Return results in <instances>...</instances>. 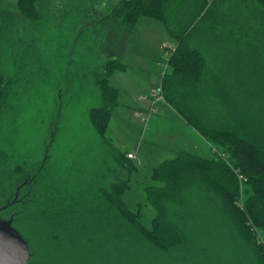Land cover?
Returning a JSON list of instances; mask_svg holds the SVG:
<instances>
[{
	"label": "trees",
	"instance_id": "16d2710c",
	"mask_svg": "<svg viewBox=\"0 0 264 264\" xmlns=\"http://www.w3.org/2000/svg\"><path fill=\"white\" fill-rule=\"evenodd\" d=\"M104 1L106 14L99 22L114 32L116 42L106 47L111 56L116 51L110 48L123 43L141 18L163 24L174 41L164 48L163 99L210 144L212 154L182 151L153 168L154 184L144 188L146 200L140 204L156 212L150 226L143 223L142 209L132 210L125 200L129 177L110 187L99 184L96 192L78 191L70 200L61 192L46 198L36 186L42 166L31 172L33 184L19 198L15 189L27 174L21 166L8 171L17 184L13 180L0 189L6 195L0 218L13 219L27 240L30 264H203L202 256L213 264L215 253L218 259L227 252L222 240L229 233L250 264H264V0ZM85 4L76 5L85 11ZM74 8L66 6L61 18L74 16ZM16 10L12 22L29 32L34 27L24 20L39 23L44 17L38 0H18ZM5 19L0 31L7 37L13 25ZM34 37L21 42L27 47L23 52L31 51ZM26 58L35 62L34 56ZM125 69L115 57L96 71L102 105L89 110L95 131L112 147L106 135L119 92L110 78ZM6 88L0 67V111ZM116 153L118 166L127 169L126 152ZM4 155L0 149V166Z\"/></svg>",
	"mask_w": 264,
	"mask_h": 264
},
{
	"label": "rangeland",
	"instance_id": "374dc122",
	"mask_svg": "<svg viewBox=\"0 0 264 264\" xmlns=\"http://www.w3.org/2000/svg\"><path fill=\"white\" fill-rule=\"evenodd\" d=\"M118 1L114 0V3ZM16 2L0 0L1 11L16 9ZM84 2L86 9L81 11L82 7L76 4ZM104 2L38 0L43 19L39 23L24 21L40 28L29 32L26 25L17 21L9 23L13 26L7 37L0 31V67L7 87L4 107L0 111V149L5 154L4 165L0 166V189L11 186L14 179L10 176L13 174L7 173L15 167L21 166L24 175L42 166L36 183L38 195L45 194L44 197L48 198V195L60 197L62 194L70 200L71 195L78 191L96 192L99 184L110 187L115 182L113 170L120 177L122 172L115 158L117 150L136 154L139 147V160L144 163L143 167H139L141 180L134 182V192H127L125 200L132 210L142 209L143 223L150 226L156 212L150 205H140L146 200L144 188L154 184L153 168L176 157L172 150L175 147L173 139H185L182 125L191 126L182 122L184 119L173 108L164 114L163 111H168V106H171L164 99H159L157 102L160 104L156 106L161 112L157 117L163 120L167 118L169 125H159L153 121L146 134L144 130L149 125L144 120L146 117H135L134 111L139 113L143 110L139 97L152 91H145L150 76L131 67L116 71L110 78L113 87L119 85V80L121 82L118 105L122 106L114 108L106 135L112 139L114 146L102 141L90 122L89 110L102 105L95 79L99 76L96 72L98 65L103 68L105 64L101 65V61L102 56L106 57L104 50L108 46L109 28L99 22L106 14ZM66 6L75 7L70 10L71 14H75L61 18ZM52 9L59 11L58 15L51 14ZM2 26L0 18V28ZM148 29L151 33L146 32ZM130 35L121 47L115 49L112 46L110 51H124L125 57L121 61L130 66H133L131 54L137 53L153 60L157 74L168 70L164 48L173 45L174 41L161 22L141 18ZM32 36L37 41L31 51L23 52V48L27 47H22V44L25 45ZM17 40L20 44L14 45L12 42ZM7 45H10V49ZM26 56H34L35 62L28 64ZM123 105L129 106L131 112H122ZM161 105L167 106V109L160 108ZM143 132L146 135L143 136ZM5 201L6 195L0 194V206ZM233 236L229 233L223 238L222 244L229 249L218 259L215 253L212 256L213 264H227L230 259L236 264H250V256L239 251ZM201 261L203 264L208 262L206 256H202Z\"/></svg>",
	"mask_w": 264,
	"mask_h": 264
},
{
	"label": "crops",
	"instance_id": "0c3cea01",
	"mask_svg": "<svg viewBox=\"0 0 264 264\" xmlns=\"http://www.w3.org/2000/svg\"><path fill=\"white\" fill-rule=\"evenodd\" d=\"M18 1V0H17ZM114 2V0L112 1V3ZM16 4H17V2H16ZM14 10V11H13ZM17 13V10L16 9H14V8H12V10L9 12V11H1V9H0V18H1V20H2V18L4 17H7L8 16V19H5V20H7V21H9V23L10 22H12V18H13V15H15ZM27 25H30V23H27ZM10 26V25H9ZM8 26V27H9ZM31 27H34V29L33 30H35V28H40V27H35V26H32V25H30ZM6 27V26H5ZM8 27H6V28H8ZM118 27V26H117ZM121 28V27H120ZM109 31V30H108ZM149 31H151L150 29H148L146 32L147 33H151V32H149ZM131 34V33H130ZM130 34H128L127 36H126V39H125V41L128 39V37L129 36H131ZM113 35L114 34H112V33H110V31H109V33L107 34V39H108V41L107 42H109V45H113V43H115L116 41H115V39H112V37H113ZM118 35H120V34H118ZM121 35H122V33H121ZM124 41V42H125ZM123 42V43H124ZM123 43H119V46L121 47V45H123ZM119 46H117L118 48H119ZM78 49V47H75L74 49ZM105 51V53H106V57L105 56H102V61H101V65H103V63H106L109 59H111V58H117L118 60H120L121 61V59L123 58V57H125V53H124V51H121V49H119V51L117 50L116 51V54H114V56H111L110 54H108L107 53V51L106 50H104ZM75 52H76V50H75ZM165 57H166V55H165ZM131 58H132V65L133 66H130V64H128V63H123L122 61V63L126 66V69L125 70H128L129 68H131V67H134V68H138L140 71H142V72H144V73H147V74H149V76H150V79H149V84H148V86H147V88H146V90L145 91H150V89H153V88H155V87H157L159 84H160V76H161V73H156V67H154V65H153V60L151 59V58H149V57H146V56H142V55H140V54H137V53H133V54H131ZM105 65V64H104ZM104 65H103V67H104ZM98 67H100V68H102L100 65H98ZM99 69V68H98ZM124 73H127V72H124ZM118 83H119V85L118 86H116L115 88H117V90H118V92H119V94H118V100H119V96H120V89L118 88V87H120V85H121V82H120V80L118 81ZM112 86V85H111ZM148 91V92H149ZM147 92V93H148ZM146 93V94H147ZM136 97V96H135ZM135 97L133 98V101L135 102ZM142 105H143V112H145L144 114H142V111H140L139 113L138 112H136V111H134V115H136L135 117H143V118H145V117H147L148 116V110L150 109V107H151V104L149 103V102H145V101H141L140 100V97H139V100H138ZM157 105L158 104H160L159 102H157L156 103ZM117 106H122V105H117ZM162 107V105L160 106V108ZM164 108H166L167 109V106H163ZM162 107V108H163ZM128 108H130L129 106H125V105H123V109H121L122 110V112H131V110L132 109H128ZM168 108H170V109H168V111L167 110H164L163 112H164V114H168L169 112H170V110H171V108L172 107H169L168 106ZM156 109H157V113L156 114H154L153 116H151L150 117V119H149V121H148V127H147V129H145L144 131L146 132V134L148 133V130H149V126L151 125V123L153 122V121H156L159 125H161V124H166V126H167V124L169 125V123H168V120H167V118H165L164 120L162 119V118H160V117H157L158 115H159V113L161 112V110L159 109V108H157V106H156ZM114 110V109H113ZM135 110V109H134ZM113 113V112H112ZM113 115V114H112ZM185 120H183L182 122H184ZM111 122V121H110ZM186 123V122H185ZM170 124H171V122H170ZM177 124V123H176ZM180 125V124H179ZM181 126V125H180ZM182 126H184L183 128V134H185V139H183V138H181V139H178V138H175V139H173V141H174V146L175 147H173V149L172 150H174V152H173V155H176V157H177V155L180 153V152H182V151H189V152H192V151H194V153L195 154H197V155H199V156H202V157H208V156H210L211 154H212V152H211V146H210V144L208 143V142H206V140L201 136V135H199L198 134V132L196 131V130H194V129H192L191 127H187L186 125H182ZM145 132H143V136L144 135H146V134H144ZM176 141V142H175ZM175 148V149H174ZM138 152H139V147H138V149H137V151H136V159H130V161H128V168L127 169H124V168H120L121 170H122V172H120L121 174V177L119 176V174L118 173H116V174H114V181L116 182L118 179H124L125 177L127 178V176L129 177V179H130V181H131V183H130V185H131V192H134V189H135V187H134V182L136 183V182H138V181H140L141 180V175L139 174V169L138 170H135L134 169V164H136L137 166H138V168L141 166V167H143L144 166V163L143 162H141L140 160H139V155H138ZM129 153H133V152H126V155H128ZM175 157V158H176ZM116 158V157H115ZM117 161V160H116ZM113 172H115L114 170H113ZM130 172V173H129Z\"/></svg>",
	"mask_w": 264,
	"mask_h": 264
},
{
	"label": "water",
	"instance_id": "95a60500",
	"mask_svg": "<svg viewBox=\"0 0 264 264\" xmlns=\"http://www.w3.org/2000/svg\"><path fill=\"white\" fill-rule=\"evenodd\" d=\"M4 208H0V214ZM12 222L0 218V264H30V246Z\"/></svg>",
	"mask_w": 264,
	"mask_h": 264
},
{
	"label": "built area",
	"instance_id": "2783aa9c",
	"mask_svg": "<svg viewBox=\"0 0 264 264\" xmlns=\"http://www.w3.org/2000/svg\"><path fill=\"white\" fill-rule=\"evenodd\" d=\"M164 73H162V75ZM159 99H163V93H162L161 86H159L157 89L156 88L152 89V91L149 95H145V96L140 98L141 101H147L151 104V107H150L149 112H148V116L146 117V119H144L146 122L149 121L151 116H153L154 114L157 113V109L155 108V106H156V103ZM127 157L129 159H136V154L129 153L127 155Z\"/></svg>",
	"mask_w": 264,
	"mask_h": 264
},
{
	"label": "flooded vegetation",
	"instance_id": "af4514ba",
	"mask_svg": "<svg viewBox=\"0 0 264 264\" xmlns=\"http://www.w3.org/2000/svg\"><path fill=\"white\" fill-rule=\"evenodd\" d=\"M34 174L35 173L27 174V176L23 179V181L20 184H17L16 181L14 180L15 184H17L16 189H15V193H14L15 197L17 196L16 198H19L21 191L27 190L30 188V186H32L33 181H34V177H33ZM26 194H28V193H26Z\"/></svg>",
	"mask_w": 264,
	"mask_h": 264
},
{
	"label": "bare ground",
	"instance_id": "6f19581e",
	"mask_svg": "<svg viewBox=\"0 0 264 264\" xmlns=\"http://www.w3.org/2000/svg\"><path fill=\"white\" fill-rule=\"evenodd\" d=\"M149 111V110H148ZM108 132V131H107ZM107 135H108V133H107ZM118 151V150H117ZM128 153V152H127ZM125 158V157H124ZM119 161V160H118ZM130 161V160H129ZM122 165V164H121ZM22 171H23V168H22ZM29 172V171H28ZM31 173V172H30ZM130 173V172H129ZM127 178H128V176H127ZM127 180V179H126ZM38 183V182H37ZM128 184H129V182H128ZM130 187V186H129ZM150 187V186H149ZM39 188V187H38ZM113 188V187H112ZM105 191V190H104ZM124 196V195H123ZM14 204V203H13ZM4 207V206H3ZM27 238V237H26Z\"/></svg>",
	"mask_w": 264,
	"mask_h": 264
}]
</instances>
